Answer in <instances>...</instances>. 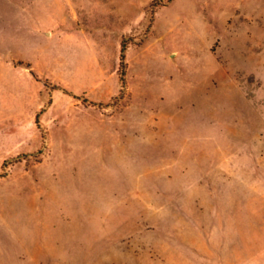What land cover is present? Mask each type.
<instances>
[{
	"label": "rangeland",
	"instance_id": "obj_1",
	"mask_svg": "<svg viewBox=\"0 0 264 264\" xmlns=\"http://www.w3.org/2000/svg\"><path fill=\"white\" fill-rule=\"evenodd\" d=\"M0 264H264V0H0Z\"/></svg>",
	"mask_w": 264,
	"mask_h": 264
},
{
	"label": "trees",
	"instance_id": "obj_2",
	"mask_svg": "<svg viewBox=\"0 0 264 264\" xmlns=\"http://www.w3.org/2000/svg\"><path fill=\"white\" fill-rule=\"evenodd\" d=\"M123 52H124V45L122 44L121 45V55H120V58H121V66H123V60H124V54H123ZM123 76H124V71L122 70L121 78H120V81H121L122 84H123V80H124Z\"/></svg>",
	"mask_w": 264,
	"mask_h": 264
}]
</instances>
